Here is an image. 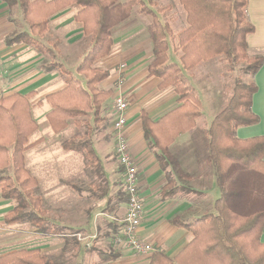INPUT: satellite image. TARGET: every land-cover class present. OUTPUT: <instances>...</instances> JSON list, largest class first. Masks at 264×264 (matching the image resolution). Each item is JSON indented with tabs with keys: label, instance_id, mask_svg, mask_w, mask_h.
Returning a JSON list of instances; mask_svg holds the SVG:
<instances>
[{
	"label": "crops",
	"instance_id": "crops-1",
	"mask_svg": "<svg viewBox=\"0 0 264 264\" xmlns=\"http://www.w3.org/2000/svg\"><path fill=\"white\" fill-rule=\"evenodd\" d=\"M31 1L49 3L54 0ZM153 2L156 8L170 6L169 16L161 14L163 21L179 25L180 28L187 27V14L179 0ZM247 11L255 27V32L247 39L249 56L264 58V0H250ZM46 13L47 9L42 4H36L31 8L30 19L38 21ZM77 13L76 9L68 7L48 17L46 32L37 36L20 6L11 8L0 1V99L16 95L28 98L31 117L38 128L29 136L24 162L26 170L37 180L34 192L42 199L47 228H62L96 237L93 244L96 248L87 251L84 244L70 235H53L49 230L30 223L8 224L6 217L14 209V204L4 199L0 192V255L16 250H37L49 258L54 255L57 262H63L64 259L71 264L151 263L152 254L137 255L126 249H116L111 243L117 231L109 218L122 217L127 210V196H123L125 193L122 190L124 172L116 157L112 129L114 101L117 97H123L128 104V124L124 133L138 168L140 195L145 209L139 237L174 260L190 243L192 233L172 224L171 220L177 218L183 223H190L207 213H214L215 202L220 196L213 166L207 160L208 123L219 112L215 106L212 110L207 107L215 105V102L209 103L210 83L207 81L206 84L197 83L195 86L203 101L204 115L197 120L195 128L176 137L169 146L178 165L169 166L168 171L179 191L163 200L162 191L167 179L146 140L142 114L145 112L153 123H158L180 104L173 87L161 89L162 81L149 75V66L153 61V41L148 28L152 22L151 16L133 12L129 19L113 30L111 53L96 63V67L110 73L109 78L99 85L100 89L112 93L102 108L103 126L91 129L90 122H95L92 115L88 131L84 133H81V125L73 120L60 133H56L49 123L48 116L53 107L48 98L66 88L64 73L56 68L50 70L52 64H60L73 77L79 78L77 70L91 49V41L84 34L82 24L76 21ZM19 34H28L34 40L8 43V38ZM34 42L37 44L34 45ZM170 60H173L172 55ZM174 60L178 61V57H174ZM205 76L209 79L208 69L201 73L202 78ZM189 78L193 79L191 75ZM255 82L258 92L254 95L252 109L259 116L260 123L239 128L237 136L243 140L264 136V65L255 76ZM212 97L217 101L216 92ZM206 113L209 120L205 118ZM42 123L44 129L49 127L55 135H61L73 126L72 140L92 141L107 181V185L103 184L107 192L102 198H97L93 190L95 187L99 190L98 175L87 164V168H82L81 153L66 151L64 142L59 140L49 143L44 137L33 139ZM80 133L87 138L82 139ZM55 145L61 146L64 152L78 153V160L74 161L65 155L60 158L43 156L45 151ZM74 162L76 166H70ZM120 180L122 185L118 184ZM261 240L264 242V230ZM111 252H118L121 256L103 262L100 254Z\"/></svg>",
	"mask_w": 264,
	"mask_h": 264
},
{
	"label": "trees",
	"instance_id": "trees-1",
	"mask_svg": "<svg viewBox=\"0 0 264 264\" xmlns=\"http://www.w3.org/2000/svg\"><path fill=\"white\" fill-rule=\"evenodd\" d=\"M0 1L11 8L20 6L37 36L46 32L48 17L68 7L74 8L78 12L76 21L82 24L84 34L90 38L91 49L77 70L85 80L68 75L65 90L48 98L53 107L48 120L56 133L65 130L71 120L87 126L85 118L89 115L97 123L104 122L102 107L112 93L99 89L98 85L107 80L110 73L96 67V63L111 53L113 30L129 19L133 12L152 17L148 26L153 41L149 75L162 81L161 89L173 87L183 104L158 123H153L145 112L142 114L146 140L167 179L162 191L163 200L179 191L168 171L169 166L178 165L169 146L176 137L192 130L201 116L200 102L195 93L186 87L181 73L215 58L227 63L232 72L240 70L244 64L243 72L251 77L250 82L235 81L232 97L207 131V160L213 166L220 190L215 212L190 223H183L177 218L171 220L172 224L190 231L192 240L174 260L156 249L150 264H264V242L261 240L264 230V136L246 140L237 136L239 128L260 123L252 106L254 95L258 92L255 76L263 67L264 58L250 57L248 53L247 39L255 32L248 18L250 0H179L187 14V27L177 36L173 35L168 23L159 20L153 9V0ZM36 4H42L47 13L40 20L33 21L30 19L31 8ZM170 39L177 41L178 50L182 52L180 64L169 62ZM32 40L28 34H19L8 38V43ZM55 68L62 70L63 66L56 65L50 70ZM81 118L84 121L81 122ZM37 128L31 117L28 98L16 95L0 99V171L9 169L13 172V176L0 177V192L4 199L17 202L6 222L30 223L53 233L58 230L47 228L42 199L34 192L37 180L26 170L24 162L29 136ZM63 148L85 154L87 165L98 175L99 190L103 191L106 180L92 141L69 140L63 143ZM14 183L19 188H13ZM28 208V212H19ZM113 228L120 231L116 225ZM120 256L118 252L100 254L103 262ZM0 264L59 263L37 250H16L0 255Z\"/></svg>",
	"mask_w": 264,
	"mask_h": 264
},
{
	"label": "rangeland",
	"instance_id": "rangeland-1",
	"mask_svg": "<svg viewBox=\"0 0 264 264\" xmlns=\"http://www.w3.org/2000/svg\"><path fill=\"white\" fill-rule=\"evenodd\" d=\"M153 9L157 12L158 18L161 21H163L162 20V15L163 14H164L165 17H167V16H169V14L171 12L170 6L160 7V8L153 7ZM162 9H167V10L161 12ZM163 22L164 23H168L170 25L169 22H166V21H163ZM170 27L172 29V32H173V35L174 36H177L181 31H183L185 29V28H180L179 25H175V24L170 25ZM89 40H90V38H89ZM170 55H172L173 60H170ZM168 56H169V62L170 63L180 64V59H181V56H182V52L180 50H178L177 41L176 40L170 39V48H169V51H168ZM174 57H178V61L177 60H174ZM56 65H58V64L53 63L52 64V67L53 66L55 67ZM243 65H241V69L240 70L239 69H236L235 72H232V71H229V67H228V64L227 63L221 61L220 58H215V59H212V60H208V61L201 62L200 64H198L197 66H195L191 70H183V72L181 73L180 77L185 82L186 87H188L190 90H192L193 93H195L197 99L199 100V102H200V109L199 110L201 112V116L204 115V113L202 112V103H203V101H202V98L200 97V95H199V93H198V91H197V89L195 87L196 84L197 83H201V84H197V85H203V84H206L207 81H208V83H210V86H209V88H210V91H209V103L215 102V105H211L210 104L207 107H209V110H212L213 109L212 107L215 106V107H217L216 109H218V111L220 112L228 104L230 98L232 97L235 81H240V82L246 84V83H249L250 80H251V77L248 74H245L243 72V68L245 67V65L244 66ZM59 66H60V64H59ZM205 69H208L209 70V79H206V76H205V78L204 77L203 78L201 77V73L202 72H205ZM61 71L64 73L65 78H67L68 75L73 76L72 73L68 72L64 67L62 68ZM190 75L192 76L193 79H190L189 78ZM78 79H80L82 81L85 80V78L83 76H80ZM98 88H99V85H98ZM215 92H216V96L219 99V100L217 99V101L212 97V95H214ZM219 92H220V94H219ZM178 98H179V96H178ZM211 100H214V101H211ZM179 104H180V106L183 105L180 102H179ZM102 108H104V105H103ZM102 113H103V111H102ZM102 113H101V117L103 116ZM201 116L198 119H200ZM205 118H206V120H209L208 113L205 114ZM85 120L89 124L90 120L92 121V118H90V115H89L88 117L85 118ZM197 120L195 121V125H196ZM82 121H84V118H81V122ZM209 124H211V123H208V125ZM87 126H84V124L81 123V128H82V132L81 133H84V132L88 131ZM90 126H91V129L92 128H94V129H96V128L100 129L103 125H102V123L90 122ZM74 130L75 129L72 126V128L70 127L65 133H63L61 135H55L51 131V129L49 127L47 129H44V125L42 123L41 124V127H40V131L38 132V134L33 139H35L37 137H44V138H46L48 140L49 143L56 142V140H59L61 142H66V141H69V140L74 139L72 137V131L74 132ZM81 133L79 134L80 136H81ZM85 136L86 135H82L81 136L82 139H86L87 137H85ZM64 155L67 156L69 159H73L74 161L75 160L76 161L78 160V157H77L78 156V153H72V154H70V152H64L63 149H62V147L59 146V145L58 146L55 145L54 147H52V149H48L43 154V156H45L46 158H52L54 156H58L60 158V157H62ZM80 156L82 158V160H81V166H82V168H85V167L87 168V165H86L87 164V160H86L85 154L84 153H81ZM67 157H65V159ZM76 164L77 163L74 162L70 166H73V165L76 166ZM5 176H13V172L10 171L9 169L2 170L0 172V177H5ZM121 181L122 180H120V182L118 184L122 185ZM105 183H106L105 185H107V181ZM105 185H103L104 186L103 187V192H100V190H98L97 187H95L93 189L94 192L97 195V198H102L101 196H103L107 192V188H105ZM12 187L15 188V189H17V188H19V185L14 183ZM122 190H124V192H123V194H124L125 193L124 184H123ZM39 191H40V189H39ZM72 191L73 190H71L69 192H72ZM123 196H126V193ZM13 204H14V208H15L17 202H13ZM29 210H30V208H28L26 210H22V211L19 210V212L20 213L21 212H28ZM124 216H122V217H113V218L111 217L109 219L111 220V222L114 225L120 227L121 226V223L123 221ZM45 219H46V217H45ZM53 229H57L58 231L57 232H53L54 234L51 233V231H50L51 234L58 235V236L70 235L72 238H75L78 242L84 244V246H85V248H86L87 251H91V250H93V249L96 248L93 245L94 242H95V240H96V237H91V236H87L85 234H80V233H77V232H73V231H69V230H64L62 228H56V227H54V228H52V230ZM118 234H119V228L117 229V232H116L115 235H118ZM115 235L113 236L112 239H114ZM111 243H113V240H111ZM113 245H114V243H113ZM114 247H115V245H114ZM116 249H118V248H116ZM51 258H52L53 261H55L54 260L55 259V256L54 255H52ZM58 263L59 264H71L70 262L65 261L64 259H63V262L62 261H58Z\"/></svg>",
	"mask_w": 264,
	"mask_h": 264
},
{
	"label": "built area",
	"instance_id": "built-area-1",
	"mask_svg": "<svg viewBox=\"0 0 264 264\" xmlns=\"http://www.w3.org/2000/svg\"><path fill=\"white\" fill-rule=\"evenodd\" d=\"M128 104L123 97H117L113 106V125L115 135V153L124 172V187L127 196V210L120 226L119 234L113 239L118 249H126L137 255H151L156 247L144 242L139 237L145 209L140 195L139 174L136 163L132 157L129 142L125 136L128 124L126 112Z\"/></svg>",
	"mask_w": 264,
	"mask_h": 264
}]
</instances>
